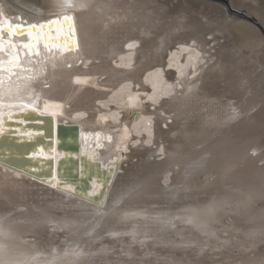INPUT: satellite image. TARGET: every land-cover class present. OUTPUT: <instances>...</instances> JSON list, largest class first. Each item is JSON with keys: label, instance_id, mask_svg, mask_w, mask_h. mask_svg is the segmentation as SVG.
Instances as JSON below:
<instances>
[{"label": "bare ground", "instance_id": "bare-ground-1", "mask_svg": "<svg viewBox=\"0 0 264 264\" xmlns=\"http://www.w3.org/2000/svg\"><path fill=\"white\" fill-rule=\"evenodd\" d=\"M0 4L30 21L70 13L79 40L78 51L46 61L19 93L1 88L0 110L34 105L40 92L43 112L110 132L99 157L119 160L102 205L0 166L4 259L116 264L110 258L126 251L119 259L132 263L151 249L162 256L160 264H187L182 253L190 264H264V0ZM173 177L186 185L171 188ZM165 208L172 213L162 217ZM83 213L87 220L77 231L71 218ZM230 215L241 226L227 225ZM219 224L240 241L252 240V249L232 245ZM139 242L149 245L132 246ZM213 246L239 252L224 251L225 262L193 259L198 247Z\"/></svg>", "mask_w": 264, "mask_h": 264}, {"label": "water", "instance_id": "water-1", "mask_svg": "<svg viewBox=\"0 0 264 264\" xmlns=\"http://www.w3.org/2000/svg\"><path fill=\"white\" fill-rule=\"evenodd\" d=\"M210 1L223 2L228 6L230 4V0ZM0 12L3 13L0 19H7L13 24L39 25L52 19H58L63 23L64 16H71L75 25L70 13L30 21L21 14L8 15L1 4ZM4 36L7 38L6 32ZM76 38L79 44L77 35ZM20 39L26 37H13L17 42ZM78 50L79 48L70 52ZM41 51L43 52L42 45ZM65 53L69 51L63 54ZM0 59L6 60V53L0 52ZM23 63L25 67H37L28 63V58H25ZM33 104L27 106L36 110L4 120V132L0 134V166L20 172L51 187L56 185L59 189L69 191L74 197L102 205L118 174V158L113 157L104 162L98 153L104 148L106 140L112 141V134L104 132L103 129L85 130L79 123L58 120L55 114L43 112L40 92L36 93ZM20 108L8 107L1 109L0 112L19 113ZM27 133H32V136L29 138ZM41 148L48 155L32 158V153H39ZM97 181L98 183H94ZM93 188L97 189L96 193L89 196L88 193L92 192Z\"/></svg>", "mask_w": 264, "mask_h": 264}, {"label": "snow or ice", "instance_id": "snow-or-ice-1", "mask_svg": "<svg viewBox=\"0 0 264 264\" xmlns=\"http://www.w3.org/2000/svg\"><path fill=\"white\" fill-rule=\"evenodd\" d=\"M2 16L3 13L0 12V17ZM5 32L7 38L4 36ZM14 36L26 37V39H20L17 42L13 40ZM78 48L76 29L71 16H64L63 23L58 19H52L39 25L13 24L7 19H0V52L7 55L6 60L0 59V88L7 86L3 94L12 95V89L19 93L21 82L30 83L36 79L44 71L43 65L46 61L55 59L57 53L63 55L65 51L70 52ZM25 58H28V63L37 67H25L23 63ZM77 82H79V78H77ZM30 110L36 109L23 106L19 109V113L0 112V134L4 132L5 119H13L20 113H26ZM27 135L30 138L32 133H27ZM38 155L48 154L41 148L39 153H32V158H38ZM48 158L51 159L50 156ZM94 183H98V181ZM96 190L93 188V191L88 195H95ZM0 264H18V262L4 259L3 250L0 249Z\"/></svg>", "mask_w": 264, "mask_h": 264}, {"label": "rangeland", "instance_id": "rangeland-1", "mask_svg": "<svg viewBox=\"0 0 264 264\" xmlns=\"http://www.w3.org/2000/svg\"><path fill=\"white\" fill-rule=\"evenodd\" d=\"M211 2H214V3H217V4H220V5H224V6H227V4L226 3H223V2H215V1H211ZM239 10H241V9H239ZM244 9H242V11H243ZM230 11V13L235 17V18H243V19H245V20H247V21H251V22H253L252 20H250V19H247V18H245L242 14H240V13H235V12H233V11H231V10H229ZM245 11V10H244ZM215 43V42H214ZM214 43L212 42V44L214 45ZM177 169H179V166H177ZM179 172V171H178ZM178 172L176 173V174H178ZM181 175V174H180ZM205 177H207V176H204V178ZM210 180L211 181H214V179L213 178H211L210 177ZM175 181V182H174ZM183 182V181H182ZM181 182V180H180V178L179 179H176L175 177H173V179H171V181H170V187L171 188H173V189H175L176 187L177 188H180V187H184L185 185H186V183L184 184V183H182ZM173 183V184H172ZM188 184H191L190 182L188 183ZM187 184V185H188ZM189 192H191V191H189ZM235 205V204H234ZM232 206L233 205H227V206H225V209H231L232 208ZM163 213L160 215V216H168L169 214L168 213H172V212H168V210L165 208V209H163V211H162ZM165 212V213H164ZM180 214L181 213H177L176 215H179V217H180ZM76 217H77V219L76 218H71L72 220H74L73 221V226L76 228V230L77 231H80L81 230V228L83 227V225H85V222L84 221H86L87 219H85L86 217H87V213H83V214H78V215H76ZM79 217V218H78ZM157 218V217H156ZM160 218V217H159ZM159 218H157V223L156 222H154V224H152V223H144L143 224V226H151V225H155L156 226V224H160L159 226H161V227H163V226H165V225H167L165 222H163V221H161V219H159ZM228 218H230V220L228 219ZM228 218H226V224L228 225H236V226H241V222H238V221H235V219L234 218H232V216L230 215V217L228 216ZM76 219V220H75ZM156 220V219H155ZM161 221V222H160ZM98 222H95L94 224H93V226L94 225H96ZM156 223V224H155ZM238 223V224H237ZM133 224H135V223H133ZM132 224V225H133ZM139 224V225H138ZM146 224V225H145ZM148 224V225H147ZM136 226L138 225V226H140V225H142V223H136L135 224ZM169 225V224H168ZM230 225V226H231ZM222 225L221 224H219L218 225V228H220L221 230H220V234H222V235H225V236H228L230 239H231V244H232V242H233V244H234V246H236V247H238V248H240V249H244V245H246L247 243V248H245L244 250H247V251H250L252 248H251V246H252V244H253V242H252V240H248V239H244V240H242V241H240V239H238L239 237L237 236V235H231V233L229 232V231H226L225 229H223L222 227H221ZM102 227V225H97V227L96 228H101ZM177 227H179V228H183L184 227V224L183 223H178L177 224ZM229 233H230V235L231 236H229ZM151 235H152V233H150ZM165 235V234H164ZM167 235V234H166ZM65 236H68V234H66L65 233ZM168 236V235H167ZM237 238H236V237ZM232 238H234V239H232ZM236 238V239H235ZM179 239V238H178ZM246 240V241H245ZM237 241V242H236ZM240 242V243H239ZM239 243V244H238ZM90 244V243H89ZM111 244V243H110ZM109 243H105L104 245H102V246H104V247H107L108 249H117V247L116 246H111ZM126 245L125 243H121V245ZM139 244H141V245H139ZM143 244V245H142ZM144 244H146V245H144ZM232 244V245H233ZM109 247H108V246ZM149 245V244H148ZM147 245V242H139V243H134V244H132V246H148ZM140 247V248H141ZM243 247V248H242ZM250 247V248H249ZM204 250H202V249ZM218 248V249H217ZM220 248V249H219ZM224 248V249H223ZM113 249V250H114ZM217 249V250H216ZM221 249H222V251H221ZM225 247H219V246H213L212 248H207V247H198L196 250V255L195 256H193V259H198V257H200L201 255H209V258H208V260L211 262V259L212 260H214V258H215V260H222V261H224L225 262V260L227 259L226 257H224V254H223V252L224 251H226L227 253H229L230 251V253H234V254H237L239 251H234V252H232V250L230 249V248H228V249H226ZM209 250V251H208ZM214 250V251H213ZM220 252H222V253H219V251ZM199 251V252H198ZM202 253H201V252ZM204 252H207V253H205L204 254ZM215 252V254H213ZM152 253V254H151ZM199 253V254H198ZM210 253V254H209ZM217 253H219V254H217ZM119 254V255H118ZM126 251H124V252H122V253H116L115 254V256L116 257H111L110 258V260L111 261H114V262H116V264H120V263H122V264H160V262L162 261V256H160V258H158V257H156L157 256V251H153V252H151V249H149L148 251H146V252H144V255H141V256H139V257H137V258H135V259H133L132 260V263H129V262H124V260L122 259V261H121V259H119V257L120 256H126ZM149 254V255H148ZM184 254V255H183ZM211 254H212V256H211ZM221 254V255H220ZM146 255V256H145ZM151 255V256H150ZM199 255V256H198ZM148 256H149V258H148ZM181 256H184V257H181ZM211 256V257H210ZM220 256H223L222 258L220 257ZM152 257V258H151ZM180 257L182 258V259H184L185 260V263H187V264H190L191 263V258L190 257H188V256H186V254L185 253H182V254H180ZM195 257V258H194ZM197 257V258H196ZM202 257V256H201ZM220 257V258H219ZM113 258H115L114 260H113ZM141 258V259H140ZM143 258V259H142ZM147 258V259H146ZM224 258V259H223ZM153 259V260H152ZM160 259V260H159ZM118 262H117V261ZM151 260V261H150ZM159 260V261H158ZM183 260V261H184ZM147 261H149V262H147ZM156 261V262H155ZM189 261H190V263H189ZM135 262V263H134ZM137 262V263H136ZM141 262V263H140ZM155 262V263H154ZM214 264H221L220 262H216V263H214Z\"/></svg>", "mask_w": 264, "mask_h": 264}]
</instances>
